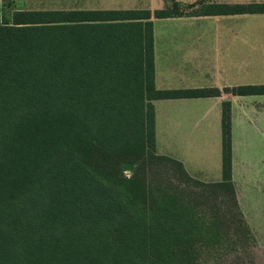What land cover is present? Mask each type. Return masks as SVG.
Instances as JSON below:
<instances>
[{
    "label": "trees",
    "instance_id": "16d2710c",
    "mask_svg": "<svg viewBox=\"0 0 264 264\" xmlns=\"http://www.w3.org/2000/svg\"><path fill=\"white\" fill-rule=\"evenodd\" d=\"M13 5L0 0V264H200L221 245L218 224L176 188L156 194L144 158L158 156L153 101L221 92L155 89L153 21L264 14V4L187 15L175 6L7 13ZM221 122L219 184L234 195L227 101ZM125 161L140 164L128 180Z\"/></svg>",
    "mask_w": 264,
    "mask_h": 264
},
{
    "label": "crops",
    "instance_id": "0c3cea01",
    "mask_svg": "<svg viewBox=\"0 0 264 264\" xmlns=\"http://www.w3.org/2000/svg\"><path fill=\"white\" fill-rule=\"evenodd\" d=\"M210 4H264V0H215ZM153 38L156 90L221 92L218 97L153 101L156 154L179 162L193 179L220 183L222 103L227 101L232 184L237 190L236 182H255L263 198L264 94L233 96L224 90L264 86V14L154 20ZM181 139L190 142V173L180 155L184 151Z\"/></svg>",
    "mask_w": 264,
    "mask_h": 264
},
{
    "label": "rangeland",
    "instance_id": "374dc122",
    "mask_svg": "<svg viewBox=\"0 0 264 264\" xmlns=\"http://www.w3.org/2000/svg\"><path fill=\"white\" fill-rule=\"evenodd\" d=\"M14 3L6 7L10 13L15 9L31 11H92V10H140L171 9L175 6L184 15L203 10L215 0H10ZM192 1V2H190ZM6 4V3H5ZM175 10V11H177ZM183 138L182 131L179 134ZM190 142L181 139L184 151L180 155L190 173ZM185 145V147H184ZM163 157V156H162ZM134 165L137 170L139 163ZM145 180L156 194L160 190L182 193L221 231V245L204 250L200 264H264V195L257 183H239L233 191L219 183H203L184 175L179 167L168 159L158 156L144 158ZM123 170V169H122ZM128 180L133 174L123 170ZM218 184V185H217ZM264 184V183H263ZM264 194V192H263ZM235 197V199L233 198Z\"/></svg>",
    "mask_w": 264,
    "mask_h": 264
},
{
    "label": "water",
    "instance_id": "95a60500",
    "mask_svg": "<svg viewBox=\"0 0 264 264\" xmlns=\"http://www.w3.org/2000/svg\"><path fill=\"white\" fill-rule=\"evenodd\" d=\"M122 169H123L125 172H132L133 169H134V165L131 164V163H124L123 166H122Z\"/></svg>",
    "mask_w": 264,
    "mask_h": 264
}]
</instances>
